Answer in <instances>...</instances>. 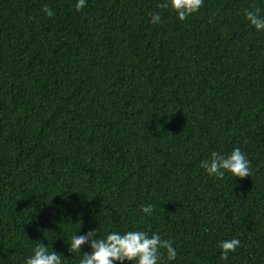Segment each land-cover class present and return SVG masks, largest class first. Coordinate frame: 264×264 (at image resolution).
I'll list each match as a JSON object with an SVG mask.
<instances>
[{
	"label": "trees",
	"instance_id": "trees-1",
	"mask_svg": "<svg viewBox=\"0 0 264 264\" xmlns=\"http://www.w3.org/2000/svg\"><path fill=\"white\" fill-rule=\"evenodd\" d=\"M162 2L0 0V264L42 242L79 264L95 229L159 233L158 264H264V30L243 15L264 0ZM235 148L251 176L200 167Z\"/></svg>",
	"mask_w": 264,
	"mask_h": 264
},
{
	"label": "clouds",
	"instance_id": "clouds-1",
	"mask_svg": "<svg viewBox=\"0 0 264 264\" xmlns=\"http://www.w3.org/2000/svg\"><path fill=\"white\" fill-rule=\"evenodd\" d=\"M204 0H164L158 3L160 9L171 8L177 13L178 18L183 21L190 15L197 13L203 6ZM86 5V0H77L76 10L80 11ZM42 10L47 16L52 17L53 11L45 5ZM261 9L251 5L243 10L245 19L257 30H264V16ZM151 23H161V14L154 12L150 14ZM200 167L208 175L222 179L226 172L237 178L251 176L252 170L250 161L245 157L240 148H235L227 156L218 152H212L209 159L202 160ZM141 211L151 215L154 206L148 204L141 206ZM85 244H90V251L83 253L79 264H115L130 261L132 264H158L164 254L161 249L166 250L167 259L175 260L177 251L173 242L169 239H162L159 233L149 235L147 231L129 230L123 234L110 232L105 238H97L96 229L82 235L73 234L71 237L69 251L72 253L81 252ZM240 246L238 239L223 240L219 243L221 251L220 258L226 260L230 252H235ZM25 264H62L61 257L56 251H49L47 244L39 243L33 249V255L27 258Z\"/></svg>",
	"mask_w": 264,
	"mask_h": 264
}]
</instances>
